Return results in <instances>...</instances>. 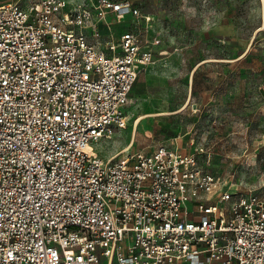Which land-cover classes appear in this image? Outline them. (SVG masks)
Masks as SVG:
<instances>
[{
    "label": "built area",
    "instance_id": "obj_1",
    "mask_svg": "<svg viewBox=\"0 0 264 264\" xmlns=\"http://www.w3.org/2000/svg\"><path fill=\"white\" fill-rule=\"evenodd\" d=\"M87 1L0 3V264H264V190L196 151L94 156L159 39L103 38L110 15L152 18Z\"/></svg>",
    "mask_w": 264,
    "mask_h": 264
},
{
    "label": "rangeland",
    "instance_id": "obj_2",
    "mask_svg": "<svg viewBox=\"0 0 264 264\" xmlns=\"http://www.w3.org/2000/svg\"><path fill=\"white\" fill-rule=\"evenodd\" d=\"M129 1L153 28L144 32L145 21L135 17L109 18L114 38L134 31L159 43L131 89L128 124L93 144L94 156L180 149L194 138L185 153L196 151L200 166L264 190V2Z\"/></svg>",
    "mask_w": 264,
    "mask_h": 264
},
{
    "label": "crops",
    "instance_id": "obj_3",
    "mask_svg": "<svg viewBox=\"0 0 264 264\" xmlns=\"http://www.w3.org/2000/svg\"><path fill=\"white\" fill-rule=\"evenodd\" d=\"M67 1H69V0H67ZM131 2V1H130ZM90 3V2H89ZM132 3V2H131ZM132 5H133V3H132ZM134 6V5H133ZM126 16H129V15H126ZM126 16H121V17H126ZM116 16H113V15H110V16H108V19L110 18V19H113V18H115ZM117 17H120V16H117ZM131 17V16H130ZM99 27H100V31H101V34L103 35V38H106L105 36H107L108 37V35L110 34V33H112L111 31H109L108 29H107V27L104 25V23L103 22H101V23H99ZM122 34V33H121ZM120 34V35H121ZM113 35V34H112ZM119 35V36H120ZM113 38H114V36H113ZM119 37H117V38H114V40H117ZM155 46V45H154ZM153 46V47H154ZM153 57V56H152ZM151 60H152V58H151ZM150 63H148V64H146V65H143V66H140L139 67V71H138V73L140 72V70L142 69V68H144V67H146L147 65H149ZM201 64V63H200ZM199 64V65H200ZM199 65H197V66H199ZM196 68V67H195ZM194 68V69H195ZM137 76H138V74H137ZM137 78V77H136ZM135 81H136V79H135ZM135 81H134V83H135ZM134 83H133V85H134ZM133 85H132V87H133ZM132 89V88H131ZM147 116V115H146ZM176 139V138H175ZM193 141H194V138H189V141L188 142H186V145L187 146H192L193 145ZM186 146V147H187ZM178 148L177 146H175L174 148H177V149H179L180 151H182V152H184L185 153V150H187V148ZM189 152H193V151H189ZM186 153H188V152H186ZM197 153V152H196Z\"/></svg>",
    "mask_w": 264,
    "mask_h": 264
},
{
    "label": "bare ground",
    "instance_id": "obj_4",
    "mask_svg": "<svg viewBox=\"0 0 264 264\" xmlns=\"http://www.w3.org/2000/svg\"><path fill=\"white\" fill-rule=\"evenodd\" d=\"M262 2H264V0H262ZM147 115H150V114H147ZM143 116H139L136 121H135V125L140 121V119L142 118ZM131 145V144H130Z\"/></svg>",
    "mask_w": 264,
    "mask_h": 264
}]
</instances>
